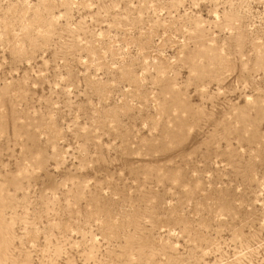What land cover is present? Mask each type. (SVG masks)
Returning a JSON list of instances; mask_svg holds the SVG:
<instances>
[{
    "label": "rangeland",
    "instance_id": "1",
    "mask_svg": "<svg viewBox=\"0 0 264 264\" xmlns=\"http://www.w3.org/2000/svg\"><path fill=\"white\" fill-rule=\"evenodd\" d=\"M0 264H264V0H0Z\"/></svg>",
    "mask_w": 264,
    "mask_h": 264
}]
</instances>
